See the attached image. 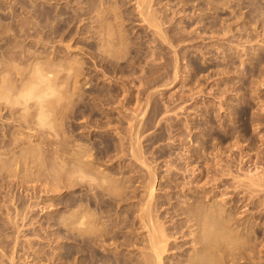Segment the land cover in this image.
Masks as SVG:
<instances>
[{
	"label": "rangeland",
	"instance_id": "obj_1",
	"mask_svg": "<svg viewBox=\"0 0 264 264\" xmlns=\"http://www.w3.org/2000/svg\"><path fill=\"white\" fill-rule=\"evenodd\" d=\"M140 2L141 0H0V80L3 82H0V86L5 80L12 78L16 79V82L20 80L23 86L22 82H25L26 75L22 71L24 77L18 78L20 70L28 69L29 72L26 71L28 77L30 71L36 69L37 65L38 67L44 65L42 67L46 68V63L48 66L51 64L52 69L54 63L57 65L53 67L61 73L58 79L68 77L65 80H69L67 87L64 84L66 91H69L64 93H67L65 95H69V98L64 95L65 100L61 97L62 102L70 100V103L67 102L68 106L64 103L66 106L64 108L65 106L60 104L62 103L60 96V103L58 98L56 101L53 97V102H58L59 106L56 104L55 108L54 103V106L52 105L54 108L49 106L53 109L45 112L48 116L51 114L50 117L47 116L50 118V121L47 119L50 124L44 118L37 117L38 115L41 117V114L33 112L36 110L35 112L39 113L41 110L34 104L35 98L31 99H35L34 102L26 99L30 104L23 101L25 98L21 99L22 96L19 94L21 90L18 86H22L14 80H12L13 86L18 84L15 93L21 97L10 93L16 100L20 98L24 104L23 102L18 104L19 100L16 102L17 106H12L16 100L12 102L9 98L6 99L10 102L5 98H2L4 102L0 101V264H87V147L89 143L91 154L97 155L95 158V154H92L95 158L93 162L98 168L102 166L104 170L112 169L108 172L115 171L116 176L120 173L121 179L117 178L121 180L119 181L121 184L122 181L132 183L134 179L135 183L132 185L124 182L123 192L126 195L135 190L133 185H138L134 193V196L139 194L136 200H133L135 197H131L130 193L131 195L128 196L131 201L124 200V203L118 204L120 207L116 204L115 206L119 208H116V211H114L115 207L110 210L114 211L113 214L108 209L109 203H106L109 206L104 204L106 207L99 205L101 210L105 208L103 212L106 210L102 220L105 221L106 218L107 221L111 215L113 219V215L117 213L114 220L109 219L107 222H112L114 226L120 224V229H124L125 233L124 230L120 231L118 226L117 230L122 232V235L126 234L128 229L125 228L131 227H121L126 224L116 218L119 216L125 221L126 218L123 216H128V220H133L137 212V210L133 212L137 206L135 204L145 194L143 191L145 187H142L145 182H142L146 178L144 174L146 169H140L142 167L135 159L128 158L131 154L128 155L129 146L126 144L127 142L130 145V137H127L130 131H127V127L131 128L137 120L135 114L131 116L135 111L134 108L136 115L140 114V121H135L138 126L134 125L138 128L140 126V129L141 126L143 127L139 139L142 138L140 142L145 156L148 158H152L153 155L160 156L156 157L155 161L156 158L152 160L146 158L148 162L150 160L153 163L150 164L154 169L158 167L155 170L158 169L157 173L159 172L154 199L157 201L160 199V202L166 199L158 213L163 217L159 218L157 223L173 232L178 228L175 227L176 225L187 221L185 210L190 206L187 204L193 205L191 202L195 201L193 207H196L195 203L200 201L198 204L201 206L211 202L212 199H214L213 203L217 205L222 203L221 206L227 207L230 211L237 208L235 210L237 213L240 210L241 213L235 214L236 217L245 214L242 211L246 208L244 204L248 202V198L243 201L245 187L242 182L245 183V179L240 178H244L250 163L246 162L247 156L243 160L241 156L249 150L255 158L258 153L264 152V85L261 84L264 75L259 76L264 72V68H259L261 72L247 70L253 64L252 61L260 57L263 58L261 65H264V0H211V3L209 0H152L149 9L157 15L156 21L165 31L164 35L166 34L163 37L158 33L155 25L145 19V14L141 11L147 6L141 4L140 7ZM109 28L114 30L112 32L116 35L110 36V33L106 32H109ZM105 33L112 40L110 38L108 40ZM102 34H105V38L101 36ZM110 42L112 44H108ZM101 44L103 49L101 46L98 47ZM67 66L72 68V70L68 68L72 73L70 77V74H67ZM46 69H50V66ZM5 72H8L11 78L8 74L4 77ZM62 72L68 76H62L65 74ZM63 80L59 82L62 83L61 85ZM9 81H7L8 86L11 84ZM61 85L58 84V89L65 91ZM13 86L10 90L15 91ZM4 87L1 88L3 90L0 89V93L4 94L6 89ZM99 93L109 94L110 98L114 97L111 99L112 103L108 102L109 97L105 99V96L109 95L96 97ZM12 96L9 97L13 100ZM49 98L51 97L46 100L52 102ZM7 102L9 104L12 102L11 108L9 104H7L9 107L5 108L7 106L4 104ZM26 103L29 105L27 106ZM24 105L27 106L26 109L35 105L37 109L32 107V111L30 107L28 110L37 116L26 111L31 115L27 114V117L25 113L23 117ZM155 105L158 107L152 108ZM47 106L44 110H48ZM156 111L160 113L157 114ZM11 113H14V116ZM154 114L156 118L152 116ZM29 116L35 118L32 117L33 120H30ZM130 117H134L135 120L129 119ZM99 119L101 120L98 121ZM141 120L142 123L149 125L148 129L145 128V124L144 126L140 124ZM102 121L107 122V126L103 125ZM97 122L102 124L99 126ZM157 134L160 137H157ZM148 137L156 139L148 140L151 139ZM108 140L112 141L109 143ZM123 140L124 144L118 142ZM114 141L120 145H115ZM101 142L106 144V147L103 146L104 149L111 143L119 149L114 147V150L111 147L108 156L109 152L104 150V153L101 149L103 147L100 144L104 145ZM146 143L149 146L152 144V147L149 148L148 144L144 145ZM125 145L128 146V150L126 147V150L124 149ZM163 147L166 150L162 149ZM91 148L92 150L97 148L98 151L95 149L93 152ZM123 149L128 152L126 155ZM157 149L161 151L158 152ZM111 153L112 156L115 155L114 157H118L119 154V157L121 155L124 157L115 159ZM173 159L176 163L169 165ZM261 163L264 166L263 158ZM172 164L178 165L173 168ZM115 165L120 166L121 169L126 168L120 170L115 168ZM52 167L58 172L59 167L64 171L61 170V174L58 175ZM191 168L197 170V176ZM133 169L136 170L135 173ZM125 173L127 178L123 177ZM188 198L191 201H188ZM168 206L178 209L177 212L181 213L173 218L169 214L165 215L163 211ZM109 213L111 215L107 217ZM81 214L84 219L81 218ZM248 216L245 217L246 221L244 218L241 221L246 223L251 218V222L245 226L249 225L252 234L257 232L253 235L258 234L261 240L262 237L264 238V217L260 222ZM128 220L126 222H129ZM135 220L134 217L133 221ZM252 220H254L253 224H251ZM14 222L20 227H16ZM138 226H140L139 222ZM114 228L116 229V226ZM179 230L176 241L165 252L167 264H182L192 252L193 234L186 231V225ZM144 231L145 229H142L140 234L145 236ZM105 241L106 244L102 242L103 244L97 246L102 255L98 258L100 261H105L101 264H109L111 261L113 263L110 264L120 262L135 264L145 250L142 243L135 247H125L114 245V241H112L114 244ZM107 242L111 246H108Z\"/></svg>",
	"mask_w": 264,
	"mask_h": 264
},
{
	"label": "bare ground",
	"instance_id": "obj_2",
	"mask_svg": "<svg viewBox=\"0 0 264 264\" xmlns=\"http://www.w3.org/2000/svg\"><path fill=\"white\" fill-rule=\"evenodd\" d=\"M151 1L152 0H141V2H140V4H139V6L141 7V4H143V5H145V6H147L145 9H143L141 12H143L145 15V19L147 20V21H149V23H152V24H154L155 25V27L157 28V31H158V33H160L161 35H162V37L163 36H166V34L164 35V33H165V31L163 30V28H162V26L160 25V23L158 22V21H156L157 20V15H155V13H153L152 12V10H150L149 9V7L151 6ZM209 2L211 3V0H209ZM213 4V3H212ZM211 4V5H212ZM155 15V16H154ZM102 18V17H101ZM104 19V18H103ZM97 20H99V19H97ZM100 22V21H99ZM109 22V21H108ZM101 25V24H100ZM99 25V26H100ZM103 25V24H102ZM108 25H110V24H108ZM98 25H96V27H97ZM104 27H105V23H104ZM104 27H102V28H104ZM110 27V26H109ZM108 28V27H107ZM106 28V29H107ZM112 28V27H111ZM98 29V28H97ZM110 29V28H109ZM113 29V28H112ZM102 30V29H101ZM108 30V29H107ZM111 30V29H110ZM109 30V32L108 31H106L108 34L110 33V36H114V34L115 33H113L114 32V30H111L110 31ZM113 31V32H112ZM112 32V33H111ZM102 33H103V30H102ZM94 34V33H93ZM101 34V33H100ZM99 34V35H100ZM106 34V33H105ZM105 34H102L101 36H103L104 37V35ZM113 34V35H112ZM159 34V35H160ZM180 34V33H179ZM116 35V34H115ZM106 36V38L109 40V38L111 39V37L109 36V35H105ZM102 37V38H103ZM105 38V37H104ZM104 38H103V40H104ZM183 38V37H182ZM100 39V38H99ZM106 39V40H107ZM116 38H114V40H115ZM103 40L101 39V43L103 44ZM107 40V41H108ZM112 40V39H111ZM113 40V41H114ZM164 40H166V39H164ZM105 41V40H104ZM167 41V40H166ZM120 42H122L121 40H120ZM105 43V42H104ZM102 44L101 45H99L98 47H100L101 46V48L103 47L102 46ZM107 44V43H106ZM108 44H112L111 42L110 43H108ZM123 44V43H122ZM121 45V44H120ZM105 46V45H104ZM108 46V45H107ZM120 47V46H119ZM123 47V46H122ZM104 48V47H103ZM102 48V49H103ZM118 49H120V48H118ZM105 50V49H104ZM107 50V49H106ZM116 50V49H115ZM109 51V50H108ZM112 52H114V51H112ZM98 53H101V52H98ZM111 53V52H110ZM122 53V51L120 52V54ZM96 54V53H95ZM114 54V53H113ZM112 54V55H113ZM94 55V54H93ZM98 55V54H97ZM107 55V54H106ZM116 55V54H115ZM102 56V55H101ZM97 57V56H96ZM260 57V56H259ZM254 58V57H253ZM256 58V57H255ZM262 57H260L259 59H254L252 62H253V64L252 65H250V67H248V69L247 70H249V71H254V72H256V71H258L259 70V68L260 69H263L264 67V65L262 66L261 64V62H263L262 61V59H261ZM105 60V59H104ZM35 64H36V62H35ZM37 64H41V62H37ZM43 64H45V63H43ZM113 64V63H112ZM115 64V63H114ZM46 65H47V63H46ZM45 65V67L46 68H48L49 66H50V69H46V68H44V67H42V66H44V65H41V67H38V65L35 67L36 69H32L30 72H31V74H29L30 76H28V77H26L28 74V69L26 70V71H28L27 73H26V71H24V70H20V75H19V77L18 78H20V76H22L24 73H25V84L22 82V84H23V86L21 85V82H20V80H19V82H16L17 80L16 79H8V80H10L9 82L11 83L10 84V86H8L9 85V83L7 82L8 80H3L4 81V84H1V86L2 87H4V85H5V87L4 88H6L5 89V92H4V94L3 93H0V94H2V95H0V101L2 100V98H5V100H8L9 101V99H10V101H15L16 99L13 97V96H16V95H19V94H21V96L23 97H21L20 95V97H21V99H24L23 101H27V100H29V101H33V100H35L36 99V101H35V105L36 106H38V109H41L40 110V112L38 113V111L37 112H35L36 110H32L33 108L32 107H36L35 105L34 106H29L27 109H26V107L30 104V102H28V103H26L27 104V106L26 105H24L22 108H24L23 109V117H24V114L26 113V111H30L31 112V110L35 113V114H41V117H40V115H35V114H33L32 112V114L34 115V116H37L39 119L40 118H44L46 121H47V119L50 121V118H48V117H50V115L48 116V113H45L46 111H49V110H51V109H53L54 107L56 108L57 107V105L59 106V104H58V102L60 103V101L62 102L63 100L61 99V97H63L64 98V100H65V94H67L68 92L66 91L67 90V86L69 85L68 83H67V81H69V80H65V79H67L68 77H65V78H62L61 77V79L63 80V85H61L59 82H62V80L60 79H58L59 78V76L58 75H60L61 73H60V71H57V69L56 68H54L57 64H52V69H51V64L48 66H46ZM53 65H54V67H53ZM116 65V64H115ZM262 66V68H261V66ZM35 66V65H34ZM31 67H33V65H31ZM30 67V68H31ZM34 68V67H33ZM68 68H70L71 70H72V68L71 67H68L67 66V68H66V70L68 69ZM115 68V67H114ZM70 69H68L67 71H68V75L71 73V70ZM175 69V68H174ZM34 70V71H33ZM23 71V74H21V72ZM33 71V72H32ZM56 71V72H55ZM251 71V72H252ZM260 72H261V70H259ZM263 71H264V69H263ZM262 71V72H263ZM57 72H58V74H57ZM66 72V71H65ZM65 72H62V73H65ZM148 72V71H147ZM175 72V71H174ZM259 72V73H260ZM33 73V74H32ZM60 73V74H59ZM108 73V72H107ZM112 73V72H111ZM264 73V72H263ZM263 73H260V75L259 76H261V74H262V76L264 75ZM8 74V72L6 73H4V77H6V75ZM66 73L65 74H63L62 76H64V75H67ZM72 74V73H71ZM71 74L69 75V77L71 76ZM99 74V73H98ZM101 74V73H100ZM106 74V73H105ZM10 74H8V77H10L9 76ZM67 75V76H68ZM104 75V74H103ZM108 75H109V73H108ZM2 76V75H1ZM58 76V77H57ZM61 76V75H60ZM112 76V75H111ZM177 76V75H176ZM3 77V79H5ZM7 77V78H8ZM22 77H24V76H22ZM31 77H32V79H31ZM264 77V76H263ZM263 77H260V78H263ZM11 78V77H10ZM26 78H27V81H26ZM28 78H30L29 79V81H28ZM115 78V77H114ZM172 78V77H171ZM2 79V78H1ZM59 80L58 81V84L59 85H61L62 86V89H65V91H62L61 89H58L59 87H58V84H57V80ZM119 79H120V77H119ZM12 80H14V82L15 83H19L22 87H20V86H18V84H17V86L20 88V90H21V92L18 94V93H15V92H17V90H15V88H18L17 86H13V81ZM148 80V79H147ZM64 81H65V83H64ZM262 82H261V84L262 85H264L263 84V81H264V78L261 80ZM0 82L1 83H3L1 80H0ZM6 82L8 83L7 84V86H6ZM171 82V81H170ZM169 82V83H170ZM126 83V82H125ZM148 83V82H147ZM167 83V82H166ZM66 85V87H65V85ZM68 84V85H67ZM71 84V83H70ZM164 84V83H163ZM260 84V85H261ZM13 86V89L15 90V91H13L12 89L10 90V88H12V86ZM149 85V84H148ZM0 86V87H1ZM60 86V87H61ZM64 86V87H63ZM124 86V85H123ZM259 86V85H258ZM1 87V88H2ZM125 87V86H124ZM260 87V86H259ZM0 88V89H1ZM7 88H9L8 90H7ZM148 88H150L149 86H148ZM261 88V87H260ZM69 89V88H68ZM127 89V88H126ZM1 90H3V89H1ZM1 90H0V92H1ZM10 90V91H9ZM144 90H146V88H144ZM7 91V92H6ZM13 91V92H12ZM61 91V92H60ZM126 91V90H125ZM140 91H142V90H140ZM13 93V94H11V93ZM18 92H19V89H18ZM63 92V93H62ZM64 92H67V93H64ZM127 92V91H126ZM142 92H145V91H142ZM59 93V94H58ZM102 93V92H101ZM101 93H99L98 95H96V97H100L102 94ZM112 93V91H110V94ZM152 93V92H151ZM150 93V94H151ZM11 94V95H10ZM16 94V95H15ZM55 94V95H54ZM56 94H57V97H56ZM61 94H63L62 96H61ZM106 94V93H105ZM104 93H103V95H105ZM115 94V93H114ZM119 94V93H118ZM121 94V93H120ZM127 94V93H126ZM125 94V95H126ZM148 95H149V93H147ZM13 95V96H12ZM52 95V96H51ZM54 95V96H53ZM65 95V96H64ZM101 96V97H104V96ZM106 95H109V94H106ZM135 95H137V94H135ZM152 95V94H151ZM1 96H3V97H1ZM9 96H12L13 97V100L11 99V97H9ZM59 96H60V99H59ZM68 96V98H69V95H67ZM66 96V97H67ZM71 96V95H70ZM114 96V95H113ZM119 96V95H118ZM127 96H128V94H127ZM139 96V95H138ZM48 97H51V98H49L52 102L54 101V100H56L57 101V99L56 98H58V102L56 103V102H50V101H48V100H46V98L48 99ZM53 97H55V99L53 98ZM107 97H109L110 98V95L109 96H105V99L107 98ZM111 97H112V95H111ZM150 97V96H149ZM6 98H9V99H6ZM17 99H18V97H16ZM30 98V99H29ZM32 98H35V99H33V100H31ZM68 98H66V99H68ZM108 98V99H109ZM117 98V97H116ZM131 98V97H130ZM148 98V97H147ZM151 98V97H150ZM152 98H153V96H152ZM15 99V100H14ZM27 99V100H26ZM54 99V100H53ZM101 99V98H100ZM104 99V98H103ZM111 99H114V97L113 98H110L109 100L110 101H108V102H110V104L112 103V101H111ZM126 99V98H125ZM136 99H138V98H136ZM142 99V98H141ZM140 99V100H141ZM149 99V98H148ZM19 100H20V98H19ZM19 100H16L15 101V104L13 105L12 104V102L9 104L8 102L6 103V104H4L5 106H7V107H5V108H8L9 106V108H11V104H12V106H17L19 103H21V102H23L22 100H20V102H18V104H16V102L17 101H19ZM60 100V101H59ZM96 100H98V99H96ZM118 100V99H117ZM128 100V99H127ZM247 100V99H246ZM9 101V102H10ZM48 101V102H47ZM70 101V100H69ZM69 101H67L68 103H70ZM99 101V100H98ZM106 101V100H105ZM114 101H116V100H114ZM121 101V100H120ZM146 101H150V100H146ZM248 101V100H247ZM250 101V100H249ZM2 102H4V99L2 100ZM34 102V101H33ZM50 102V103H49ZM67 102H62V103H60L61 105H64V103L65 104H67ZM100 102V101H99ZM104 102V101H103ZM144 102V101H143ZM156 102V101H155ZM154 102V104H156ZM245 102V101H244ZM48 103H49V105H48ZM55 103V105L56 106H54L53 104ZM106 103V102H105ZM123 103V102H122ZM129 103V102H128ZM136 103V102H135ZM150 103V102H149ZM149 103H147V104H149ZM249 103V102H248ZM7 104H9V106L7 105ZM22 104H24V102L22 103ZM21 104V105H22ZM46 104V105H45ZM51 104V105H50ZM102 104V103H101ZM138 104V103H137ZM142 104V103H141ZM152 104V103H151ZM158 104V103H157ZM3 105V104H2ZM48 105V106H47ZM54 107H53V106ZM125 105V104H124ZM144 105V104H143ZM146 105V104H145ZM150 105V104H149ZM153 105V104H152ZM246 105V104H245ZM26 106V107H25ZM47 106V108L50 106V107H53V108H48V110H44L45 108L44 107H46ZM65 106V105H64ZM66 106H68V104L66 105ZM66 106L64 107V108H66ZM138 106H140V105H138ZM160 106V105H159ZM4 107V106H3ZM31 107V110H28L29 108ZM123 107V106H122ZM121 107V108H122ZM154 107H156V105L155 106H152V108H154ZM157 107H158V105H157ZM156 107V108H157ZM46 108V109H47ZM63 108V107H62ZM144 108V107H143ZM146 108H148V105H147V107ZM155 108V109H156ZM161 108V107H160ZM246 108H248V107H246ZM26 109V110H25ZM35 109H37V107L35 108ZM125 109H127V108H125ZM132 109V108H131ZM138 109V108H137ZM145 109V108H144ZM159 109V108H158ZM157 109V110H158ZM24 110H25V112H24ZM134 113L132 112V115L131 116H133V114H135V116H136V118L135 119H137V120H139V118H140V114H138V115H136L137 113H135L136 112V109L134 108ZM147 110V109H146ZM146 110H145V112H146ZM245 110V109H244ZM129 111V110H128ZM152 111V110H151ZM30 112H28V113H26L25 115L27 116V114L28 115H31V113ZM51 112V111H50ZM105 112V111H104ZM144 112V111H143ZM158 112L159 111H156V113L158 114ZM30 113V114H29ZM52 113V112H51ZM97 113V112H96ZM152 113V112H151ZM155 113V114H156ZM160 113V112H159ZM11 114H13V116H14V113H11ZM155 114L154 115H152V116H154L155 117ZM46 115V116H45ZM102 115V114H101ZM247 115V114H246ZM254 115V114H253ZM11 116V115H10ZM34 116H32L33 118H35ZM43 116V117H42ZM45 116V117H44ZM48 116V117H47ZM103 116V115H102ZM102 116H101V118H102ZM142 116V115H141ZM28 117V116H27ZM29 117H31V116H29ZM30 118V120L32 119L33 120V118ZM47 117V118H46ZM104 117V116H103ZM108 117H110V116H108ZM158 117V116H157ZM244 117V116H243ZM13 118V117H12ZM15 118V117H14ZM26 118V117H25ZM100 118V117H99ZM106 118V117H105ZM121 118V117H120ZM131 118H133L134 119V117H130L129 119H131ZM142 118V117H141ZM152 118V117H151ZM150 118V119H151ZM156 118V117H155ZM248 118V117H247ZM253 118V117H252ZM27 119V118H26ZM37 119V118H36ZM90 119V118H89ZM107 119V118H106ZM134 119V120H135ZM242 119V118H241ZM16 120V119H15ZM27 120H29V118L27 119ZM93 120H96V119H94L93 118ZM101 119H99L98 121H100ZM109 120V119H108ZM137 120H135V121H137ZM147 120V119H146ZM244 120V119H243ZM255 120H257L256 118H255ZM46 121H44V120H40V122H46ZM49 121H47L49 124H50V122ZM90 121V120H89ZM92 121V120H91ZM110 121V120H109ZM114 121V120H113ZM112 121V123H114ZM120 121V120H119ZM124 121V120H123ZM122 121V122H123ZM134 121V123H133V120H132V122H131V124H132V127L130 128V127H127V131L129 132V136H127L128 135V133H126L127 135V137H130L129 139V141H130V145L126 142V144L129 146V154L128 155H130L131 154V156L129 157L128 156V158H133V159H135L136 160V163L138 162L139 164H140V167H142V168H140V169H146L145 170V172L146 173H144V174H146V178H144L145 176L144 175H142V173H141V175L143 176V178H144V180H143V182L142 183H144V185L142 184V187L145 189H143V191H144V195H142L141 197V199H139V201H137L136 202V204H135V206L136 207H138V208H136L135 207V209L133 210V212L135 211V210H137V212H136V214L133 216V220H134V217L136 218V220H135V222L133 221V220H128V216L126 217V216H123V217H125L126 219H125V221H123V219H122V217L121 218H119V216H118V218H116V219H120V221L119 222H124L126 225H121V227H123V226H126V227H128V226H130L131 228H125V229H128L127 230V232H126V234H124L125 233V230H124V235H122V232H120L121 230H122V228L120 229V227H119V225L120 224H116L115 226H116V229L114 228L115 226L114 225H112V220H114V218L116 217V215H117V213H116V215L114 216L113 215V219H112V215H111V213L113 212L114 213V211H116V204L118 205V204H122V203H124V200H128V201H131L130 200V198H129V196L132 194V196L131 197H135L133 200H136V198L139 196V194H135V196H134V193H136L135 191H136V189L138 188V187H136V186H138V185H133V187H135V188H133V187H131V190H132V188L133 189H135V190H132V193L130 194V193H127L128 195H126L124 192H123V190L125 189L124 188V186H125V184H124V182L125 181H122V183L123 184H121V183H119V181H121V180H119L117 177H119V176H122V175H120V173H118L119 174V176H116V173H115V171H113V172H111V173H109L110 172V170H112V169H102V166H101V168H100V166H99V168H98V166H96L95 164H94V159L96 158V154L95 153H92V154H95V158L92 156V154H91V152H90V148H88L89 146H90V143H89V146L87 147V264H101L102 262H105V261H100V259L98 258L99 256H102L101 255V253H100V251H99V248L97 247V246H99L100 245V243L101 244H103V243H105L106 241L105 240H107V241H110V239H112L111 241H110V243L112 242V241H114V243L112 242L111 244H114V245H119V246H133V247H135L136 245H138L139 243H142L143 244V246H144V248H145V250L143 251V256L141 257V258H138L137 259V261H136V263L135 264H167L166 263V261H165V252L166 251H168L169 249H170V247L172 246V243L173 242H175L176 240L175 239H177V237H178V233H180L179 231V229H180V227H183V226H187V230L186 231H188L190 234H193V241H194V245H193V249H192V252H190L189 254H188V256H187V259H186V261H184L182 264H189V261H190V259H191V257L193 256V254L198 250V246H199V244H200V241H201V237H202V234H203V231H204V227H205V225L208 223V221H207V218L206 217H202L201 216V212H202V210H204V209H210V210H213V211H215V212H217V213H219V216L221 217V218H226V220H227V224H228V227H229V230H230V233L233 235V236H235L236 238H238L239 240H240V246H238V247H235V248H232V249H227V248H222V249H220V251L218 252V264H264V238L262 239L261 238V240H260V238L258 237V234L256 235L258 238H259V240H258V238L256 237V236H254L253 234H256V233H254L253 232V234H252V229H251V227H249V225L246 227L245 225L246 224H248L249 222H251L250 221V219L245 223V222H242L241 220L244 218V221H246L245 219H247V218H245L246 216H248V215H250V216H248V217H252V218H254L255 219V221H257V220H260V222L263 220V217H264V166H263V164L261 163L262 162V158L264 159V152L262 153H258L257 155H256V158H255V156L254 155H252L251 153H249L250 152V150H249V152L248 153H245L244 155H242L241 157H242V160H243V158L245 157V156H247V158H248V160L246 161V162H249L250 163V168H248V170H247V172H246V175L244 174V178H240V179H245V183L244 182H242V185L245 187V189L243 190V192H244V199H243V201H245L247 198H248V202H246L245 204H244V206L246 207L243 211H242V213L243 212H245V216L243 215V216H238L239 215V213H241V211L240 210H238V212L236 213V209L233 211H230V210H228L227 209V207L225 208V206H221L222 205V203L221 204H219L218 202H216V203H218L219 205H217V204H215V203H213L214 201V199H212V201L211 202H209V203H205V204H201V206H199V202H197V203H195V204H197L196 205V207L194 206L193 207V205H194V203L193 202H195V201H193V202H191L193 205H191V204H187V205H190L189 207H188V209L186 208V210H185V212L187 213V216H185V217H187L186 219H187V221L185 222V223H183L182 224V222H181V224L180 225H176L175 227H178L175 231H173V232H171V231H168V227H165V226H163L162 224H159V223H157V221H158V219L159 218H161V217H163V215L162 214H158L159 213V209L160 208H162V206L165 204V200H163V201H165V202H160L159 200V202L156 200V199H154L155 198V190H156V178H157V174L159 173H157V170H155L156 168H158V167H156L155 169L153 168V166L151 165V164H153V163H151L150 162V160H152V158L154 159V158H159L158 156H152V158L150 159V158H148V157H146L145 156V152L143 151V149H142V143L140 142L141 141V139H139V137H140V134H142L141 132H140V130H142L143 129V127L141 126V129H140V126H139V128L137 127L138 125H137V122H135ZM140 121V120H139ZM150 121V120H149ZM151 121H152V123H153V120L151 119ZM254 121V120H253ZM93 122H95V121H93ZM92 122V123H93ZM103 123H104V121H102ZM102 122H101V124H102ZM129 122H130V120H129ZM147 122V121H146ZM53 123V121L51 120V124ZM106 123V124H105ZM103 125H106L107 126V122H105ZM148 123V122H147ZM96 124H98V122L96 123ZM100 124V123H99ZM98 124V125H99ZM100 124V125H101ZM137 125V126H135V125ZM139 124V123H138ZM140 124H145V123H142V120H141V122H140ZM29 125V124H28ZM98 125H96V126H98ZM99 125V126H100ZM109 125V124H108ZM113 125V124H112ZM111 125V126H112ZM121 125V124H120ZM130 125V124H129ZM144 126V125H143ZM145 128H147V126H148V128H149V125L147 124H145ZM150 126H151V124H150ZM108 127H110V126H108ZM125 127V126H124ZM152 127V126H151ZM150 127V128H151ZM233 127V126H232ZM102 128V127H101ZM106 128V127H105ZM111 128V127H110ZM117 128V127H116ZM122 128V127H121ZM128 128L130 129V130H128ZM144 128V129H145ZM147 128V129H148ZM232 129H234V128H232ZM104 130V129H103ZM120 130V129H119ZM124 130V129H123ZM115 131V130H114ZM125 131H126V128H125ZM143 131V130H142ZM123 132V131H122ZM124 133V132H123ZM123 133H120L119 132V134H123ZM140 133V134H139ZM159 134H157L156 136L157 137H160V136H158ZM162 135V134H161ZM142 136V135H141ZM155 136V135H154ZM124 137H125V135H124ZM148 138H151V139H148V140H152L153 139V137H148ZM161 138H163V136H161ZM160 138V139H161ZM120 140H121V136H120V138H119ZM126 139V138H125ZM124 139V140H125ZM139 139V140H138ZM154 139H156V138H154ZM153 139V140H154ZM105 140V139H104ZM110 140V139H109ZM109 140H108V142H109ZM117 140V139H116ZM124 140L123 141H118V142H120V144H124ZM112 141V140H111ZM110 141V142H111ZM126 141H128V140H126ZM264 141V140H263ZM97 142V141H96ZM105 142H107V141H105ZM104 142V143H105ZM109 142V143H110ZM122 142V143H121ZM151 142V141H150ZM155 142V141H154ZM101 143H103V142H101ZM103 143V144H104ZM114 143H115V141H114ZM117 143V142H116ZM115 143V145H120V144H116ZM145 143V142H144ZM149 143V142H148ZM148 143H146V144H144V145H146L147 146V144ZM151 143H153V142H151ZM92 144V143H91ZM98 144V143H97ZM235 144H237L236 142H235ZM239 144V143H238ZM88 145V144H87ZM94 145V144H93ZM99 145V144H98ZM102 147L103 146H105L106 144H104V145H102V144H100ZM99 145V147H101ZM127 145H125L124 146V149L126 150V148L128 147ZM143 145V146H144ZM152 145V144H151ZM150 145V146H151ZM97 146V145H96ZM96 146H94V147H96ZM122 146V145H121ZM121 146H120V149H121ZM148 146H149V144H148ZM150 146H149V148H150ZM239 146V145H238ZM251 145H249V147H250ZM93 147V146H92ZM98 147V146H97ZM106 147V146H105ZM111 147H113V149H114V147H115V149H119V148H116V146H112V143L111 144H107V148L106 149H104V147L103 148H101L103 151L104 150H107L106 152L108 153V156L110 155V150H111ZM117 147H119V146H117ZM126 147V148H125ZM152 147V146H151ZM245 147V146H244ZM248 147V148H249ZM96 149V150H95ZM95 149H93V150H95V151H98V149L97 148H95ZM112 149V150H113ZM114 149V150H115ZM123 149V150H124ZM146 149H148V147L146 148ZM162 149H164V150H166L164 147L162 148ZM92 150V148H91V151H93ZM124 150V151H125ZM127 150H128V148H127ZM158 150V152H160L161 150L160 149H157ZM160 150V151H159ZM188 150H190V149H188ZM243 150V149H242ZM121 151H122V149H121ZM148 151V150H147ZM146 151V152H147ZM150 151V150H149ZM149 151H148V153H149ZM155 151V150H154ZM163 151V150H162ZM94 152V151H93ZM112 152V151H111ZM119 153H120V151H118ZM117 151H116V153H118ZM123 152V151H122ZM153 152V151H152ZM165 152H167V151H165ZM199 152V151H198ZM259 152V151H258ZM99 153H101L100 152V150H99ZM104 153H105V151H104ZM106 153V154H107ZM114 153V152H113ZM116 153H114V154H116ZM126 153H128L127 151H125V153H124V155H126ZM150 153H151V151H150ZM155 153H156V151H155ZM98 154V153H97ZM102 154H103V152H102ZM101 154V155H102ZM121 154H123V153H121ZM168 154H170V153H168ZM167 154V155H168ZM113 154L111 153V156H112ZM120 155V154H119ZM119 155H118V157H119ZM146 155L148 156V154L146 153ZM160 155H162V153H160ZM164 155H165V153H164ZM171 155V154H170ZM193 155V154H192ZM194 155H196V157H197V154H196V152H194ZM216 155V154H215ZM91 156L93 157V158H91ZM115 156V155H114ZM114 156H112L113 158H117L118 159V157H114ZM117 156V155H116ZM121 156H123V155H121ZM121 156L119 157V158H121ZM151 156V155H150ZM166 156V155H165ZM218 156V155H217ZM102 157H104V154L102 155ZM112 157H111V160H112ZM124 157V156H123ZM125 157H127V156H125ZM219 157V156H218ZM108 158L109 157H107V160H108ZM146 158H148V159H150L149 160V162L147 161V159ZM157 158L156 159H154V161L155 160H157ZM213 158V157H212ZM211 158V159H212ZM222 158V157H221ZM220 158V159H221ZM98 160L97 161H99V159H100V157L99 158H97ZM102 160H104V159H102ZM105 160H106V158H105ZM110 160V162H113V161H115L114 159H113V161H111ZM124 160V159H123ZM126 160H128V159H126ZM125 160V163H127V161ZM131 160V159H130ZM217 160V159H216ZM241 160V161H242ZM109 161V160H108ZM117 161V160H116ZM118 161H121V160H118ZM153 161V162H154ZM174 159H173V162H172V160H171V162L169 163V165L171 164V163H174ZM210 161V160H209ZM213 161V160H212ZM212 161H210L211 163H212ZM95 162H96V160H95ZM102 162H104L105 163V161H102ZM110 162H108L109 164H110ZM124 162V161H123ZM130 163H132L131 161H129ZM214 162V161H213ZM100 163V162H99ZM118 163V162H117ZM116 163V164H117ZM120 163V162H119ZM122 163V162H121ZM134 163V162H133ZM132 163V164H133ZM136 163H134V164H136ZM151 163V164H150ZM176 163V162H175ZM174 163V164H175ZM215 163V162H214ZM216 163H218V160H217V162ZM97 164V163H96ZM108 164V165H109ZM129 163H127V165H128ZM174 164H172V165H174ZM179 164V163H178ZM178 164H176V165H174L173 166V168L175 167V166H177ZM95 165V166H94ZM98 165V164H97ZM99 165H101V164H99ZM124 165V164H123ZM122 165V166H123ZM155 165V164H154ZM53 166H57V165H53ZM72 166H73V164H72ZM105 166V165H104ZM121 166V167H122ZM131 166V165H130ZM139 166V165H138ZM106 167V166H105ZM114 167V166H113ZM117 166L115 165V168H116ZM120 166H118L117 167V169L119 168ZM128 167V166H127ZM134 167V166H133ZM136 167V166H135ZM171 167V166H170ZM180 167V166H179ZM196 167V166H195ZM54 168V171H55V173H57L58 172V170L57 169H55V167H52V169ZM56 168H58V167H56ZM109 168H112L111 166H109ZM124 168H126V167H123V169ZM129 168V167H128ZM127 168V169H128ZM137 168V167H136ZM135 168V169H136ZM139 168V167H138ZM193 168H194V166H193ZM59 169V172H58V175L59 174H61L60 173V171L62 170V171H64L63 169H61L60 170V167L58 168ZM69 169V168H68ZM120 170H123V169H121V168H119ZM140 169H138L139 171H140ZM169 169V168H168ZM170 169H172V167L170 168ZM175 169H177V168H175ZM187 169V168H186ZM185 169V170H186ZM70 170V169H69ZM113 170H115V169H113ZM137 170V169H136ZM135 170V171H136ZM191 170H192V168H191ZM61 171V172H62ZM71 171V170H70ZM106 171V172H105ZM109 171V172H108ZM119 171V170H118ZM129 171H130V169H129ZM128 171V172H129ZM133 171H134V169H133ZM132 171V172H133ZM135 171H134V173H135ZM174 171H176V170H174ZM178 171V170H177ZM193 171V173L195 174L196 173V169H194V170H192ZM127 172V173H128ZM131 172V174L133 175V173ZM144 172V171H143ZM182 172V171H181ZM122 173V172H121ZM137 173V172H136ZM172 173H177V172H172ZM183 173V172H182ZM117 174V175H118ZM122 174H124V173H122ZM126 174V173H125ZM129 174H130V172H129ZM57 175V174H56ZM139 175V174H138ZM137 175V177H139ZM174 175V174H173ZM127 176V174L125 175V176H123L124 178ZM131 176V175H130ZM136 176V175H135ZM141 176V177H142ZM196 176H197V173H196ZM122 177V178H123ZM129 177V176H128ZM141 177H140V179H141ZM171 177V176H170ZM120 179H121V177H119ZM127 178V177H126ZM136 178V177H135ZM130 179V178H129ZM124 180V179H123ZM125 180H127V179H125ZM131 180H132V178H131ZM142 180V179H141ZM140 180V181H141ZM193 180V179H192ZM239 180V179H238ZM240 181V180H239ZM126 182H128V181H126ZM125 182V183H126ZM132 182V181H131ZM137 182V181H136ZM192 182V181H191ZM241 182V181H240ZM128 183H130V182H128ZM127 183V184H128ZM133 183H135V181H134V179H133V182L132 183H130L131 185L133 184ZM141 183V182H140ZM244 183V184H243ZM129 184V185H130ZM241 184V183H240ZM124 185V186H123ZM141 185V184H140ZM127 186V185H126ZM128 187V186H127ZM130 187V186H129ZM128 187V188H129ZM140 187V186H139ZM192 187V186H191ZM124 188V189H123ZM130 190V189H129ZM207 190V189H206ZM125 191V190H124ZM127 191H128V189H127ZM204 191V190H203ZM197 192V191H196ZM195 192V193H196ZM209 192V191H208ZM211 192V191H210ZM209 192V193H210ZM214 192V191H213ZM105 194V197H103V195ZM126 195V196H124V194ZM197 194V193H196ZM201 194V193H200ZM202 194H203V192H202ZM207 194V193H206ZM106 195H108L107 197H106ZM138 195V196H137ZM137 196V197H136ZM197 196V195H196ZM195 196V197H196ZM204 196H205V194H204ZM203 196V197H204ZM194 197V198H195ZM206 197V196H205ZM129 198V199H128ZM170 198H171V196H170ZM200 198V197H199ZM198 198V199H199ZM201 198H202V196H201ZM208 198V197H207ZM132 199V198H131ZM158 199V198H157ZM196 199V198H195ZM203 199V198H202ZM201 199V200H202ZM170 200V199H169ZM187 200V199H186ZM185 200V201H186ZM193 200V199H192ZM200 200V199H199ZM216 200V199H215ZM128 201H127V203H128ZM188 201H191V199L190 198H188ZM187 201V202H188ZM197 201V200H196ZM203 201V200H202ZM205 201H207V199H205ZM217 201V200H216ZM167 202H168V200H167ZM106 203H109V205H110V208L108 207V209H109V211L110 210H113V208L115 207V210L114 211H110L111 213H109L108 214V216L107 217H109L110 215V217H109V219H111V223H108L107 221H109V219L106 221V218H104L105 219V221L104 220H102V216H104L103 214H105L106 212V210L103 212V209H105V208H102V210L99 208V205H100V207H103V206H105V205H107V206H109L108 204H106ZM126 203V202H125ZM129 203H133V202H129ZM170 203V202H169ZM188 203H190V202H188ZM105 204V205H104ZM139 205V206H138ZM177 205V204H176ZM186 205V206H187ZM93 206L95 207V208H93ZM119 207H120V205H118ZM185 206V207H186ZM237 206V205H236ZM235 206V207H236ZM106 207V206H105ZM118 207V208H119ZM126 207V206H125ZM130 209H131V207L130 206H128ZM241 207V206H240ZM112 208V209H111ZM117 208V209H118ZM172 208V209H171ZM183 208V210H184V207H182ZM133 209V208H132ZM180 210H181V208H179ZM240 209V208H239ZM177 210L178 209H175V208H173V207H166L165 209H164V214L166 215V214H169V216H171L172 218L173 217H175L176 215H179L181 212L179 211V212H177ZM183 210H181V211H183ZM129 211V210H128ZM160 211H161V209H160ZM120 212H122V210L120 211ZM102 213V214H101ZM112 213V214H113ZM119 213V212H118ZM126 213H128L127 211H126ZM185 213V214H186ZM25 214V213H24ZM124 214V213H123ZM235 214H238L237 215V217L235 216ZM122 215V214H121ZM132 216V215H131ZM84 217V216H83ZM82 217V214H81V218H83ZM105 217V216H104ZM165 217V216H164ZM238 217L240 218V219H238ZM84 219V218H83ZM177 219H179V218H177ZM176 219V220H177ZM257 219V220H256ZM14 220H16V219H14ZM129 221V222H126V221ZM13 221V220H12ZM11 221V222H12ZM81 221H83V220H81ZM80 221V222H81ZM177 221H179V220H177ZM16 222H17V220H16ZM84 222V221H83ZM114 222V221H113ZM138 222H139V224H140V226H138ZM253 222H254V220H252V223L251 224H253ZM82 223V222H81ZM115 223H116V221H115ZM117 223H118V220H117ZM121 223V224H122ZM242 223H245L244 224V226H241L242 225ZM2 224V223H1ZM14 225H16V223L14 222ZM13 225V226H14ZM182 225V226H181ZM18 225H16V227H17ZM117 226L119 227L118 229H120V231H118L117 230ZM255 226V229H256V225H254ZM253 226V227H254ZM15 227V226H14ZM20 226H18V228H19ZM2 228V227H1ZM4 228H5V226H4ZM142 229H145V236L144 235H142V234H140V232H142ZM19 230V229H18ZM122 230V231H123ZM251 230V231H250ZM254 231V230H253ZM256 231V230H255ZM1 232V231H0ZM140 234V235H139ZM260 235V234H259ZM16 236V235H15ZM122 236V237H121ZM121 237V238H120ZM172 237L174 238V239H172ZM17 238V237H16ZM109 239V240H108ZM120 239V240H119ZM17 241V240H16ZM103 242V243H102ZM117 242H118V244H117ZM108 243V242H107ZM110 243H108L109 245L108 246H111L110 245ZM106 244V243H105ZM114 245H112V246H114ZM101 247H103V246H101ZM106 247H107V245H106ZM105 248V247H104ZM108 248V247H107ZM15 252V251H14ZM109 255V254H108ZM14 256V255H13ZM107 256V255H106ZM105 257V256H104ZM13 258V257H12ZM11 258V259H12ZM15 258V257H14ZM10 260V259H9ZM105 260V259H104ZM98 261H100V263H98ZM121 261V260H120ZM119 261V262H120ZM11 262H13V261H11ZM109 262V261H108ZM112 262V261H111ZM110 262V263H111ZM109 263V264H110ZM113 263V262H112ZM118 263V262H117ZM104 264V263H103ZM106 264V263H105ZM108 264V263H107ZM119 264H123L122 262H120ZM124 264H125V262H124Z\"/></svg>",
	"mask_w": 264,
	"mask_h": 264
},
{
	"label": "clouds",
	"instance_id": "obj_3",
	"mask_svg": "<svg viewBox=\"0 0 264 264\" xmlns=\"http://www.w3.org/2000/svg\"><path fill=\"white\" fill-rule=\"evenodd\" d=\"M201 216L206 217L208 223L204 227L198 250L189 264H218L220 249L238 247L240 240L230 233L226 218H221L219 213L204 209Z\"/></svg>",
	"mask_w": 264,
	"mask_h": 264
}]
</instances>
